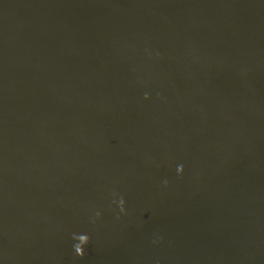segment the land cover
<instances>
[{
	"label": "water",
	"instance_id": "95a60500",
	"mask_svg": "<svg viewBox=\"0 0 264 264\" xmlns=\"http://www.w3.org/2000/svg\"><path fill=\"white\" fill-rule=\"evenodd\" d=\"M0 264H264V0H0Z\"/></svg>",
	"mask_w": 264,
	"mask_h": 264
},
{
	"label": "clouds",
	"instance_id": "9594fccd",
	"mask_svg": "<svg viewBox=\"0 0 264 264\" xmlns=\"http://www.w3.org/2000/svg\"><path fill=\"white\" fill-rule=\"evenodd\" d=\"M148 98H149L148 94L146 93L145 99H148ZM177 172L183 173V165H179L177 167ZM164 183L167 184V181H165ZM124 205H125V201H124L123 197H120V199L118 201V207L122 213L125 211ZM96 216L99 217L100 213L97 212ZM73 240L77 241V243H75L73 245L75 254L80 256V257H83L84 256V247L89 243L90 237L87 234H73ZM153 242L155 243V241H153Z\"/></svg>",
	"mask_w": 264,
	"mask_h": 264
}]
</instances>
